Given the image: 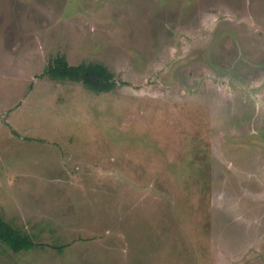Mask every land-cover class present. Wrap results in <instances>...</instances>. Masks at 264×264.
<instances>
[{
	"label": "rangeland",
	"instance_id": "1",
	"mask_svg": "<svg viewBox=\"0 0 264 264\" xmlns=\"http://www.w3.org/2000/svg\"><path fill=\"white\" fill-rule=\"evenodd\" d=\"M0 214V264H264V0H0Z\"/></svg>",
	"mask_w": 264,
	"mask_h": 264
},
{
	"label": "trees",
	"instance_id": "2",
	"mask_svg": "<svg viewBox=\"0 0 264 264\" xmlns=\"http://www.w3.org/2000/svg\"><path fill=\"white\" fill-rule=\"evenodd\" d=\"M44 73L54 78L82 82L87 88L97 92L110 91L116 88L117 81L114 73L104 64L98 62H84L73 65L66 56L58 55L52 58ZM0 240L7 244L14 252L30 250L36 243L32 235L21 228L9 223L0 214Z\"/></svg>",
	"mask_w": 264,
	"mask_h": 264
}]
</instances>
